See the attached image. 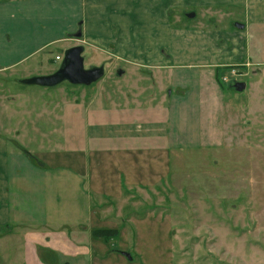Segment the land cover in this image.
Returning a JSON list of instances; mask_svg holds the SVG:
<instances>
[{
    "label": "crops",
    "instance_id": "crops-1",
    "mask_svg": "<svg viewBox=\"0 0 264 264\" xmlns=\"http://www.w3.org/2000/svg\"><path fill=\"white\" fill-rule=\"evenodd\" d=\"M51 47H79L85 69L103 68L82 108L87 156L38 167L0 132V264H92L66 242L91 221L94 184L139 187L177 151L222 147L216 71L264 72V0H0V72L50 75ZM114 71L143 72L158 92L138 73L106 83Z\"/></svg>",
    "mask_w": 264,
    "mask_h": 264
},
{
    "label": "rangeland",
    "instance_id": "rangeland-1",
    "mask_svg": "<svg viewBox=\"0 0 264 264\" xmlns=\"http://www.w3.org/2000/svg\"><path fill=\"white\" fill-rule=\"evenodd\" d=\"M46 53L52 59L46 61L48 72H54L65 51L51 47ZM57 53L61 61H54ZM25 66L0 72V132L12 149L36 162L72 166L78 156H87L81 149V130L88 123L82 108L98 81L90 86L68 81L52 87L28 85L23 81L45 72L27 76ZM29 66L36 68L34 62ZM137 73L143 78L140 85L156 94L143 72L128 71L117 78L114 71L112 82H105L126 84ZM216 81L225 102L224 145L177 151L168 170L162 166L160 180L155 177L139 187L94 184L91 221L71 234L77 239H68L67 246L80 244L92 264H264V72L253 76L236 67L220 68ZM236 82L245 83V90L237 92ZM95 154L97 158L104 152ZM94 228L118 234L94 238Z\"/></svg>",
    "mask_w": 264,
    "mask_h": 264
},
{
    "label": "water",
    "instance_id": "water-1",
    "mask_svg": "<svg viewBox=\"0 0 264 264\" xmlns=\"http://www.w3.org/2000/svg\"><path fill=\"white\" fill-rule=\"evenodd\" d=\"M80 36V32L77 33ZM81 48L75 47L65 51L61 66L52 74L45 76L32 77L23 81L24 84L37 85L43 87H52L60 84L63 81H68L73 85L89 86L100 79L103 75L102 67H94L85 69ZM234 88L237 92L245 90L246 85L243 82H236ZM128 260L131 256L128 253L121 252Z\"/></svg>",
    "mask_w": 264,
    "mask_h": 264
},
{
    "label": "trees",
    "instance_id": "trees-1",
    "mask_svg": "<svg viewBox=\"0 0 264 264\" xmlns=\"http://www.w3.org/2000/svg\"><path fill=\"white\" fill-rule=\"evenodd\" d=\"M43 87V86H41ZM23 154L36 166L38 167H45L43 163L36 162L30 155H28L26 152H23ZM118 232L115 229H95L92 231V235L94 238L99 239H111L115 236H117Z\"/></svg>",
    "mask_w": 264,
    "mask_h": 264
},
{
    "label": "built area",
    "instance_id": "built-area-1",
    "mask_svg": "<svg viewBox=\"0 0 264 264\" xmlns=\"http://www.w3.org/2000/svg\"><path fill=\"white\" fill-rule=\"evenodd\" d=\"M55 60L57 61V60H60V57L59 56H56L55 57Z\"/></svg>",
    "mask_w": 264,
    "mask_h": 264
}]
</instances>
